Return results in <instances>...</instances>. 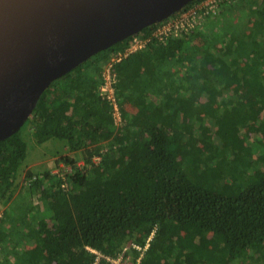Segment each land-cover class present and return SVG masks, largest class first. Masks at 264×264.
<instances>
[{"label": "trees", "instance_id": "trees-1", "mask_svg": "<svg viewBox=\"0 0 264 264\" xmlns=\"http://www.w3.org/2000/svg\"><path fill=\"white\" fill-rule=\"evenodd\" d=\"M217 6L164 44L148 25L42 92L25 123L37 143L64 141L67 189L53 170H20V129L0 140V264H92L89 249L127 264H264V0ZM133 37L148 41L114 64L116 126L96 90Z\"/></svg>", "mask_w": 264, "mask_h": 264}, {"label": "water", "instance_id": "water-1", "mask_svg": "<svg viewBox=\"0 0 264 264\" xmlns=\"http://www.w3.org/2000/svg\"><path fill=\"white\" fill-rule=\"evenodd\" d=\"M191 0H0V140L55 79Z\"/></svg>", "mask_w": 264, "mask_h": 264}, {"label": "built area", "instance_id": "built-area-1", "mask_svg": "<svg viewBox=\"0 0 264 264\" xmlns=\"http://www.w3.org/2000/svg\"><path fill=\"white\" fill-rule=\"evenodd\" d=\"M217 3L218 0H202L193 7L166 18L164 21L159 22L156 26L152 33V37L159 43L164 44L170 37H175L194 30L196 26L201 25L206 15L209 13L215 14L217 12ZM147 41L148 39L133 37L125 51L113 54L100 73V83L96 92L101 99L109 104L111 108V116L116 126L120 125L122 117L115 93L116 71L114 70V64L119 62L123 57H126L129 53L142 49L146 45ZM99 160V156H95L93 158V162H98ZM70 171L71 167L67 166L63 167L62 170L54 172L60 178V185L63 189L68 188L66 175L70 173ZM133 247L139 251H143L146 248V246L142 248L138 245H133ZM89 250L95 255L92 264H100L102 260H105L110 264L128 263L126 258L123 259V251L116 258H111L94 249Z\"/></svg>", "mask_w": 264, "mask_h": 264}, {"label": "rangeland", "instance_id": "rangeland-1", "mask_svg": "<svg viewBox=\"0 0 264 264\" xmlns=\"http://www.w3.org/2000/svg\"><path fill=\"white\" fill-rule=\"evenodd\" d=\"M19 134L26 143L25 158L19 167L21 171L40 172L43 170H54L55 172L67 167L58 161L61 156L69 153L64 141L52 138L43 143H37L29 129L28 122L21 126Z\"/></svg>", "mask_w": 264, "mask_h": 264}, {"label": "clouds", "instance_id": "clouds-1", "mask_svg": "<svg viewBox=\"0 0 264 264\" xmlns=\"http://www.w3.org/2000/svg\"><path fill=\"white\" fill-rule=\"evenodd\" d=\"M175 13H177V12H175ZM175 13H174V14H175ZM172 15H173V14H172ZM169 17H170V16H169Z\"/></svg>", "mask_w": 264, "mask_h": 264}, {"label": "crops", "instance_id": "crops-1", "mask_svg": "<svg viewBox=\"0 0 264 264\" xmlns=\"http://www.w3.org/2000/svg\"><path fill=\"white\" fill-rule=\"evenodd\" d=\"M54 171V170H53Z\"/></svg>", "mask_w": 264, "mask_h": 264}]
</instances>
